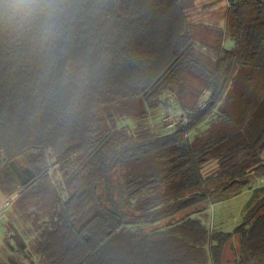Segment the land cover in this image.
<instances>
[{
	"label": "trees",
	"instance_id": "1",
	"mask_svg": "<svg viewBox=\"0 0 264 264\" xmlns=\"http://www.w3.org/2000/svg\"><path fill=\"white\" fill-rule=\"evenodd\" d=\"M189 4L81 0L50 56L0 35V186L46 206L36 246L46 264H226L235 235L239 264H264V187L234 232L195 217L264 175V127L191 134L212 123L241 67L264 101V0H229L225 29L201 43ZM133 99L147 119L134 127L149 129L110 127L105 106ZM168 100L182 109L174 126L150 123Z\"/></svg>",
	"mask_w": 264,
	"mask_h": 264
},
{
	"label": "rangeland",
	"instance_id": "2",
	"mask_svg": "<svg viewBox=\"0 0 264 264\" xmlns=\"http://www.w3.org/2000/svg\"><path fill=\"white\" fill-rule=\"evenodd\" d=\"M224 18L225 11L223 6L206 10L200 16H192L191 21L194 24L192 33L195 40L201 43L204 40L208 41L212 37L217 38L218 34L226 27V25H224ZM199 22H204L203 26L198 24ZM226 47H232L230 38L226 40ZM247 71L248 68L245 67H241L237 71V80L232 84L228 92L229 94H227V97L217 106L210 117L211 121L214 119L212 123H202L191 133L192 136H196L197 134L206 136L212 129H225L229 121H232V129H234V127H240L241 124L247 123V121L250 122L247 127L248 136H250V138L255 137L259 133L260 129L264 127V101L253 102L256 93L245 82V73ZM243 93H247V96L245 95L243 97ZM194 102L195 101L192 103ZM164 103L166 104L153 110L151 117H148L150 123L153 122L154 125L155 123L158 125L162 122L165 123L164 120L166 121L165 118L169 115L171 116L170 122L175 123L176 120L179 119V116L182 114L180 105L169 100ZM145 107L146 104L140 99L121 101L117 104L105 106L107 124L110 127L117 126L121 128L126 124L125 122H128L132 123L133 126L131 128L128 127L131 132L139 133L142 130H148L150 126L134 127L140 120L145 119V116L142 114ZM146 120L147 119L143 122ZM166 128L168 129V127ZM237 136L238 137L234 138V141L243 139L242 135L239 134ZM226 146H228V144ZM34 155V152L30 153L29 157L34 158ZM215 165V162H210L206 166L205 171H211ZM16 167L17 170L21 171L20 173L22 174L23 180L33 175V171L24 159L18 160ZM260 187H264V175L254 174L251 183L243 187L239 193H235V195L224 200L210 204L206 210L195 214V217L204 220L203 222L208 226L214 225L217 229L222 231L234 232L235 229L243 223L245 212L252 203L256 189ZM46 212L47 209L44 204L41 203L36 205L31 203L28 199L20 198L18 193L10 194L4 187L0 186V221L9 219L12 222L6 224V228L8 229L7 240H9L11 244L17 245L18 242L16 241L15 235L21 231L23 235L26 234L24 237L29 242L30 250H34L42 232L41 228L46 220ZM12 224L14 225L12 226ZM38 228H40V230ZM3 247L5 250H8V243L0 242V259H4L3 253L5 250ZM16 248L18 249L14 255L18 263L12 261V264H22V262L25 261V263L28 264L29 262L26 257L28 254L23 253L19 247L16 246ZM240 251L239 236L235 235L225 247V263L239 264ZM8 252L10 253V251ZM5 262H7L6 258Z\"/></svg>",
	"mask_w": 264,
	"mask_h": 264
},
{
	"label": "clouds",
	"instance_id": "3",
	"mask_svg": "<svg viewBox=\"0 0 264 264\" xmlns=\"http://www.w3.org/2000/svg\"><path fill=\"white\" fill-rule=\"evenodd\" d=\"M80 7L81 0H0V35L26 40L50 56Z\"/></svg>",
	"mask_w": 264,
	"mask_h": 264
},
{
	"label": "crops",
	"instance_id": "4",
	"mask_svg": "<svg viewBox=\"0 0 264 264\" xmlns=\"http://www.w3.org/2000/svg\"><path fill=\"white\" fill-rule=\"evenodd\" d=\"M190 4L188 6V13H189V18L191 20V17H196V16H200L204 13V11L209 10L211 8L214 7H220L223 6L224 7V11H225V21H224V25H226L227 22V13H228V8H229V0H187ZM198 24L202 25L204 24V22H199ZM231 44L232 47L234 46V42L231 39ZM225 47H226V41H225ZM231 47V48H232ZM227 48V47H226ZM263 157H264V153H263ZM8 223H12L9 219L4 220V221H0V242L2 243H8V250H5L4 248V259H0V264H12L14 261H16V256L14 255L15 252H17L16 250L18 248L15 247V245H13V243L11 244L9 240H7V232L8 229L6 228V224ZM14 224H12L13 226ZM40 230V228H38ZM17 234V233H16ZM20 236V238L22 237L24 239L25 245L23 247L25 254H28L27 260H28V264H46L44 257L39 254V252L36 250V246L34 250H30V246H29V242L27 239H25L24 234L20 231L18 232V234ZM40 238V236H39ZM38 241V240H37ZM19 245V244H18ZM22 249V248H21ZM10 251V253L8 252ZM5 258L7 259V262H5ZM26 262V261H25ZM25 262H22V264H26ZM16 263H18L16 261Z\"/></svg>",
	"mask_w": 264,
	"mask_h": 264
},
{
	"label": "built area",
	"instance_id": "5",
	"mask_svg": "<svg viewBox=\"0 0 264 264\" xmlns=\"http://www.w3.org/2000/svg\"><path fill=\"white\" fill-rule=\"evenodd\" d=\"M166 121H168L169 122V127H172V126H174V122H170V120H171V116L169 115V116H167L166 118Z\"/></svg>",
	"mask_w": 264,
	"mask_h": 264
}]
</instances>
